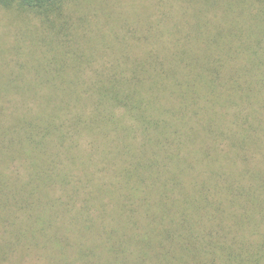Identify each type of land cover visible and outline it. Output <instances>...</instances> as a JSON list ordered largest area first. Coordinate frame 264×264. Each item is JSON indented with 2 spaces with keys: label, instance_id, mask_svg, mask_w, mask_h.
Here are the masks:
<instances>
[{
  "label": "trees",
  "instance_id": "1",
  "mask_svg": "<svg viewBox=\"0 0 264 264\" xmlns=\"http://www.w3.org/2000/svg\"><path fill=\"white\" fill-rule=\"evenodd\" d=\"M71 1L0 9L61 23L71 44ZM196 1L232 19L116 22L65 70L60 39L49 67L71 85L0 84V264H264V100L233 64L264 53V31L236 20L243 0Z\"/></svg>",
  "mask_w": 264,
  "mask_h": 264
},
{
  "label": "rangeland",
  "instance_id": "2",
  "mask_svg": "<svg viewBox=\"0 0 264 264\" xmlns=\"http://www.w3.org/2000/svg\"><path fill=\"white\" fill-rule=\"evenodd\" d=\"M194 1L195 3L191 4L187 0H72L68 4V16L70 17L69 23H72L76 30L72 36L71 44H65L66 32L61 23L52 27L45 17L34 12L28 11L19 15L10 10L0 9V84H6L10 79L17 84L29 85L64 83L63 71L68 69L74 56L67 54V50L72 49L76 55L83 47L90 45L94 48L95 44L94 50L97 52L99 50L97 41L95 43L87 42L88 36H99V32L102 31L104 32L101 35L104 33L108 35L110 27L113 28L115 26L113 24L116 22L143 21V17H149L151 20H160L167 27L178 22L182 26L179 27V32L185 33L191 30L196 21L195 6L205 10L204 17L212 25L217 23L227 25L232 19L224 10V6L216 7L213 1V3L208 1L198 5V1ZM234 15L243 28L251 30L249 27H256L264 31V0H243L237 5V12ZM57 20L63 21V19ZM109 22L111 25H108ZM213 28L211 26V29ZM54 29L57 30V33ZM259 32L256 31V34L258 35ZM60 39L63 40L64 70L56 74L52 67H49V63L62 49ZM110 55V48H107L101 60L109 61ZM100 63L101 61H97L93 67L87 69L86 76L97 71L94 69ZM233 64L239 70L253 68L250 69L248 82L259 89L254 100H264V79H262L264 76V53L253 55L236 52ZM43 68L46 69L43 70ZM240 82L243 83V80ZM64 84L71 85V83ZM45 93H31L32 98L29 100H39V103L45 106L49 100L44 96ZM17 98L16 95H13L6 100H13L11 105L22 110L24 106L15 100ZM31 106L33 110H38L33 107V104Z\"/></svg>",
  "mask_w": 264,
  "mask_h": 264
}]
</instances>
